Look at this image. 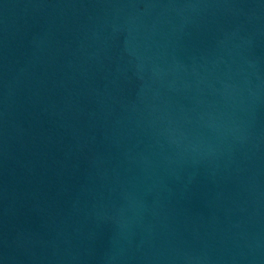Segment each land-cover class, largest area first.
<instances>
[{"label": "water", "instance_id": "1", "mask_svg": "<svg viewBox=\"0 0 264 264\" xmlns=\"http://www.w3.org/2000/svg\"><path fill=\"white\" fill-rule=\"evenodd\" d=\"M0 264H264V0H0Z\"/></svg>", "mask_w": 264, "mask_h": 264}]
</instances>
